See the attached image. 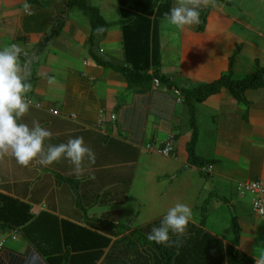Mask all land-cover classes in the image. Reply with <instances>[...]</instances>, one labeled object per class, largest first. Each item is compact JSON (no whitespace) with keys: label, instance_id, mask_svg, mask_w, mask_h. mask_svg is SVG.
Masks as SVG:
<instances>
[{"label":"crops","instance_id":"crops-1","mask_svg":"<svg viewBox=\"0 0 264 264\" xmlns=\"http://www.w3.org/2000/svg\"><path fill=\"white\" fill-rule=\"evenodd\" d=\"M28 1L0 0V193L29 205L33 215L31 224L47 211L111 239V247L97 264H104L119 241L134 237L133 232L138 231L158 234L162 241L171 240L169 246L177 255L174 264H217V256L226 255L224 260L228 259L229 248L235 250L236 259H244L242 264H264V217L257 215L252 206H244L241 213L238 206L241 202L217 197L216 192H211L217 189H210L215 184L214 178L219 181L221 178L239 195L236 188L242 180L236 176L264 185V116L255 112L260 106L264 108V89L256 90L261 93L256 107L252 91L247 93L251 103L248 120L236 115L244 105L225 89L197 105V117L201 112L204 118L197 120L200 139L197 152L214 161L207 166L211 167V179L204 180L201 169L188 161L186 146L192 133L186 132L184 118L189 115L181 97L158 82L148 91L131 90L126 78L116 69L97 64L91 54L90 21L79 9L67 12L62 32L46 45L44 40L62 11V0H37L51 3L47 6ZM89 1L112 24L94 51L114 66L127 65L123 31L118 24L119 0ZM170 1L171 17L160 22L157 32L152 30L150 54L157 63L149 74L157 66L168 77L178 73L179 79L175 81L183 88L218 80L229 70L225 67L227 50L222 55L218 53L208 24L205 31L198 28L197 33L192 29L194 26H186L185 17L194 12L193 8H183L184 13L179 16L175 12L178 0ZM193 1L199 5L194 8L210 6L214 14L229 17L230 24L218 27L217 33L231 34L235 24H243L247 32L258 30L250 21L244 23L238 17L243 10L235 15L226 12V4L237 6L238 0ZM239 1L245 4L252 0ZM176 33H187L188 37L172 38L168 42L169 35ZM257 33L264 38L263 31ZM191 35L205 37L204 58L200 59L203 43L195 46ZM254 41L244 40L245 54L264 56V45ZM128 67L133 69L136 65L128 64ZM193 69L197 70L195 77L190 73ZM188 77L195 79L189 81ZM29 80L30 91L14 98L13 84ZM6 99L12 100L7 106ZM231 117L240 121L235 129L231 127ZM222 120L228 123L225 128L220 126ZM244 126L249 131H244ZM173 136H176V150L172 156L147 149L148 145H161ZM60 143L64 147H59ZM39 145L44 149L40 148L38 155ZM97 145L99 158L91 156L95 155L92 151ZM98 159L105 163L95 165ZM90 163L95 164L89 167ZM120 164L123 168L130 167L128 180L135 167L131 189L113 188V183H121L115 181L120 179L117 171ZM52 173L89 175L82 181L91 180L92 189H80L81 195L78 190L60 189ZM45 178L50 179L52 187L43 185ZM162 181L166 182V189L161 188ZM206 193L208 197L204 201L208 200L209 204L206 224L201 229L202 195ZM78 198L84 204L83 212ZM105 203H113L116 210L99 213L98 209ZM126 208L129 212L124 214ZM93 209L96 212H91ZM194 209L198 216L191 217L189 211ZM236 222L240 231L238 239ZM117 225L126 230L118 231ZM23 230L22 227L0 232V241H5L0 249V264H51L34 241L29 242ZM33 230L31 235L39 237L38 230H42L37 226ZM200 230L204 233L198 236ZM65 238L64 235L63 241ZM67 238L70 240L72 236ZM56 244L59 253L54 259L58 260L53 262L92 264V257L83 255L77 248L69 253L65 243ZM117 248L109 264H120L124 245Z\"/></svg>","mask_w":264,"mask_h":264},{"label":"trees","instance_id":"trees-1","mask_svg":"<svg viewBox=\"0 0 264 264\" xmlns=\"http://www.w3.org/2000/svg\"><path fill=\"white\" fill-rule=\"evenodd\" d=\"M213 2L224 0H212ZM30 3H35L40 6H47L51 3L38 2L37 0H29ZM62 11L59 14L58 22L55 25L56 29L52 35L45 38L46 45L50 43L54 38L59 36L65 26L64 16L67 12L73 9H79L90 21L91 25V36H90V47L91 54L95 62L102 67H112L117 72L121 73L129 83L130 89L134 91H148L151 89L154 82L167 86L169 89L174 90L175 93L180 94L184 105L187 108L188 115L190 116L189 125L192 130L190 142L187 144V154L189 164L198 166L202 175L205 178H210V173L206 172L207 166L214 163L212 160H207L199 156L197 152V146L199 141V128L197 123V105L204 103L210 97L220 93L222 90H228L231 95L238 101L239 104L250 107V102L247 98V93L250 91H256L264 89V68H260L255 74H252L246 78H236L234 73L229 70V74H223L218 80L209 84H199L194 87H181L175 81L174 77H168L155 68L152 75L149 71L152 69L153 64L156 62L150 54L151 49V38L152 30L158 31L159 24L164 19L170 18L172 14V3L170 0H119L121 6V19L118 24L122 27L123 31V42L126 54L125 66H114L102 58L95 52V47L111 28L112 24L108 23L101 14L99 8L93 6L89 0H62L61 1ZM201 14L203 20L199 24V31L203 32L206 29L208 23L209 11ZM192 14L199 13L194 11ZM236 57L232 56L231 61H234ZM157 63V62H156ZM131 64V67H128ZM31 81H17L13 84L14 87V98L20 97L24 92L30 91ZM11 99H6L7 106ZM176 141V136L174 137ZM56 174V175H55ZM51 176L57 177L59 181H56L62 187L64 182L68 184L76 185V188L81 185L83 187H89L92 181L83 182L85 176L68 175L62 176L59 173H55ZM52 178V177H51ZM61 183V184H60ZM64 185V184H63ZM70 185V184H69ZM82 188V187H81ZM69 189L72 187L69 186ZM77 189H73L76 192ZM80 199H77V202ZM79 206L81 202H78ZM209 201L206 200L204 206L201 209V229L206 224L207 206ZM85 210V209H84ZM33 215L29 205L22 203L20 200L10 197L9 195L0 193V232L14 231L23 227V233L29 242L34 241V245L39 247L40 253L47 258L51 264L58 260L55 256L59 253L56 242L67 245V252L77 248L78 252L83 255L92 257V264H97L100 258L105 254V250L112 245L111 239L100 235L98 232L93 231L89 227H84L60 219L57 215L50 212L43 211L31 224ZM237 221V220H236ZM37 226L42 231L39 232V237L31 235V231ZM117 230H126L124 226H115ZM111 228V227H110ZM113 228V227H112ZM236 235L239 238V224L236 222ZM37 229V228H36ZM73 230V231H72ZM70 233V234H68ZM198 236L203 234L204 231L200 230ZM53 234V237H52ZM65 240L63 241V236ZM72 236L70 240L67 236ZM134 237H125L116 244L115 248L111 249V253L107 256L104 264H109L113 256H115L117 247L123 246L124 249L121 252L119 258L120 264H174L176 260V253L170 248L171 240H163L158 238V234H147L144 231L133 232ZM74 238V239H73ZM36 243V244H35ZM39 245V246H38ZM69 246V247H68ZM120 250V249H119ZM233 248H229L228 259L224 260V256H217L219 263L221 262L230 264H242L244 259L238 260L235 256ZM222 255V252H219ZM131 256L133 257L131 259ZM63 259V258H60ZM38 264V263H37ZM58 264V263H57Z\"/></svg>","mask_w":264,"mask_h":264},{"label":"rangeland","instance_id":"rangeland-1","mask_svg":"<svg viewBox=\"0 0 264 264\" xmlns=\"http://www.w3.org/2000/svg\"><path fill=\"white\" fill-rule=\"evenodd\" d=\"M220 1H222V0H220ZM175 3L177 4L176 7H175L176 8L175 12L179 16H180V14L184 13L182 11L183 8H186V9L193 8L191 10L197 11L199 13V15H197V14L195 15V14H192V13L190 15V12H189V15H187V17H185V18H187L186 19L187 20L186 21V26L190 25L191 28H192V26H194V28H192V29L195 31V33H197V29L199 28V24L203 20V18H201V14L205 13L206 11H208V9H210L209 8L210 6H207L208 8L203 6L201 9L194 8V7L199 6V5H196L197 3L196 2L194 3L193 0H181V1L178 0V2L175 1ZM236 3L238 4L237 6L236 5H232V4H226V12L230 13L231 15H235L234 13H236V14L237 13H241V11L243 10L244 12L242 14L238 15V17L241 18V21H243L244 23H247V21H250L251 22L250 24L255 26L254 28L257 27L258 30L264 32V0H252V1H249L248 3L245 2V4L238 0V1H236ZM251 15H252V18L248 17V16H251ZM220 17H222V16L220 14H218V13L214 14V10L212 8L211 12L209 11L208 23H207L208 27L207 28H209V26L211 27L210 38L213 40L212 42H214V41L216 42V48H217L218 53H220L222 55V51L224 49H226L227 52H228L227 56H229V57L230 56L231 57L234 56V57L237 58L236 61H235V62H237L236 66H235L234 61H231V57L230 58L227 57V59L225 61V67L228 68L229 70H231L234 73V76L236 78H239V79L240 78L241 79L242 78H246V77H248V76H250L252 74H255L260 68H264V56L263 55H261L259 53H256V54H248V53H246L245 54V51L247 50V48L244 47V46H246L244 44V40H250V41H253V42H255L254 40H258L259 44L264 45V38L258 36V33H257L258 30L257 31L255 30L256 32L255 31L247 32L246 28H245V26H243V24L242 25L235 24L234 25L235 28H232L233 31H232L231 34L230 33L226 34V32L217 33L218 27L224 26V25L227 26V25L230 24V19H229L228 16L227 17H222V18H220ZM181 19H182V17H181ZM55 29H56V26H53L52 29L50 30V32L48 33V36L52 35L53 31H55ZM212 30H213V33H212ZM263 35H264V33H263ZM169 36H170V38L168 37V40H169L168 42H170L172 38L173 39H175V38L178 39V38H181L183 36H186L185 38H187L188 34L187 33H176V34H173L172 36L171 35H169ZM191 36H193V35H191ZM198 37L199 36L196 35V36H193L192 39L194 40L193 43H194L195 46H197L198 43L199 44L203 43V45L200 48L201 49L200 50L201 51L200 59H202L205 56V49H203V47L206 44V39H205V37H201V39H199ZM218 53H217V56H219ZM236 69H237V71H236ZM175 70H177V68ZM229 70L226 71L224 74H229ZM191 71L192 72H190V73L195 77L197 70L193 69ZM176 72H179V71H176ZM179 76H180V74H178V73L173 75V77H175V80H178ZM193 79H195V78L188 77L189 81H191ZM189 81H187V82H189ZM197 85H199V84H194V85H191L189 87H194V86H197ZM251 93H252V96L256 98V99L252 98L256 102L255 103V107H256V104L260 100V97L258 95V93H260V91H257V92L256 91H252ZM260 95H261V93H260ZM248 100H250L249 97H248ZM250 106H251V103H250ZM253 107H254V105L252 104V108ZM256 109L257 110H255V112H256L257 116H264V108L262 109V106H260L259 108H256ZM250 111H251L250 107H246V105H244V107H241V108L239 107V109H238L239 113H237L236 115L237 116L239 115L241 118L245 116L246 118L244 117V120H248L249 119L248 117L250 115ZM197 112H198V108H197ZM189 117L190 116L186 115V117L184 118V122H186L185 123L186 124V132L189 133V131H191V133H192V130H191L190 125H189V120H190ZM200 119H204L203 118V114H201V112H200V115H198V117H197V120H200ZM230 123H231L232 129H235V128H237V125H240V121L238 119H234V117L230 118ZM226 124H228V123H225L224 120H222V122L220 123L221 128H225ZM246 127H248V126H246ZM246 127L244 126V128H245L244 131H249L248 129H246ZM43 132H44L43 129H41V131L39 133L42 134ZM32 133H33V131H32ZM204 133L205 132H203V134ZM210 134H211V132H210ZM202 136H204V135H202ZM208 137L211 138V140H212V136H208ZM105 139H107V138H105ZM201 142H202V140L200 141V146H201ZM62 144L63 143H60L59 147H64V144L63 145ZM40 148L44 149L40 145L37 146V154L38 155H39L38 151L40 150ZM98 148H99V145L95 146V148L93 147V150H95V151H92V152H94L95 155H91L90 154L92 157L93 156H97L98 158L100 157L99 154L97 153V149ZM57 150H59V149H57ZM113 150H115V148ZM115 151H117V150H115ZM91 156H88L89 160L91 159ZM126 161L127 160H125L124 162H126ZM96 163H98V164H95V163L94 164L97 165V166H100V165H102L105 162L98 159V162L96 160ZM94 164L92 165V163H90L89 167L94 166ZM126 166L124 168H123V165H121V164L119 166H117V171L119 172L120 179H116L115 181H119L121 183L120 184L113 183L114 184L113 185L114 189H117V188H120V189H131V186L133 187L134 173H136V170H135V167H134V170H133V172L131 174L132 178H130L128 180V177L130 176L129 173L131 172V170H130V167H126ZM87 172H89V171H87ZM53 174H55V173H53ZM202 179L208 180V179H211V177L210 178L202 177ZM218 179H220L222 184L220 183L219 180H217V178H214L215 184L213 183L210 189H217V191L214 190V191H211V192H214V193L216 192V196L217 197L221 196V198H227L228 200H231V199L234 198L235 201L241 202V204L238 203V206H240L239 209H240L241 213H244V206L246 208L252 206V209H253L254 196L250 192L242 193V192L237 190L236 192L239 194V195H237L235 192H233L234 191L233 189H235L234 187H232V189H231V187L226 185L227 183L224 180H222L221 178H218ZM236 179L239 180V181L242 180V182L246 181L243 178H241L240 176H236ZM51 180H52V178H51ZM161 180L162 179L160 178L159 181H161ZM56 181H59V179L57 178ZM128 181L131 182V184H128ZM63 184H62L61 189H69V186H70V187H72V189H77L78 190L77 193L80 191V189H85V187H83L81 185H79L76 188V185L71 184V183H69L70 185L67 182H64ZM162 184L165 186L166 182L163 183V181H162L161 185ZM43 185H45L46 187H52V182L50 181L49 178H45L43 180ZM163 185L161 186V188L162 189H166V186L163 187ZM227 188L231 189L230 192L225 190ZM79 194L81 195V192H79ZM206 196L208 197L207 193L202 195V198H203L202 199V204H204V202H205L204 198ZM83 206H84V204L81 202L80 209H81L82 212H83L82 208H84ZM119 207L120 206H118L117 209ZM114 210H116V209H115L113 203H105L104 206H102V207H100L98 209L99 213L103 212V211L113 212ZM94 211L96 212V209H93L91 212H94ZM248 211L251 212V209H249ZM107 212H105V213H107ZM128 212L129 211L126 208V211H124V214H127ZM189 212L191 214V217H193L195 215L198 216L197 215V212H198L197 209L190 210ZM236 215H238L237 211H236L235 216ZM113 222H115V221L113 220ZM99 234L101 235L100 232H99ZM211 257H213V255ZM180 260H182V259H180ZM215 261L217 263H219V259L218 260L216 259Z\"/></svg>","mask_w":264,"mask_h":264},{"label":"built area","instance_id":"built-area-1","mask_svg":"<svg viewBox=\"0 0 264 264\" xmlns=\"http://www.w3.org/2000/svg\"><path fill=\"white\" fill-rule=\"evenodd\" d=\"M176 94L180 96L178 92H176ZM29 104H32V102H29ZM51 112L54 113L53 110ZM173 143L174 142H173V137H172L171 139L168 140L166 147L162 149L160 152L166 156L170 155L172 151L174 150ZM237 189L238 191L242 193L250 192L254 196V201H253L254 212L257 215L264 217V185L263 183L260 181L239 182L237 185ZM2 246L3 244L0 243V248Z\"/></svg>","mask_w":264,"mask_h":264},{"label":"clouds","instance_id":"clouds-1","mask_svg":"<svg viewBox=\"0 0 264 264\" xmlns=\"http://www.w3.org/2000/svg\"><path fill=\"white\" fill-rule=\"evenodd\" d=\"M28 104H29V101H26ZM30 105V104H29ZM53 113V112H52ZM54 113H55V111H54ZM172 137H170L169 139H171ZM168 139V140H169ZM168 140L165 142V143H161V145H158V146H154V145H148V147H147V149L149 150V151H151V152H156V153H159V154H161V155H163V156H166V155H164V154H162L160 151L162 150V149H164L165 147H166V145H167V143H168ZM173 147H174V150L172 151V153L170 154V155H168V156H166V157H170V156H172L173 154H174V152H175V141H174V136H173ZM210 169H211V167H209L208 168V170L206 171V172H209L210 173ZM254 210V209H253ZM262 217V216H261ZM0 243H2L3 244V246H4V244H5V241H0ZM2 246V247H3ZM1 247V248H2ZM0 248V249H1Z\"/></svg>","mask_w":264,"mask_h":264}]
</instances>
